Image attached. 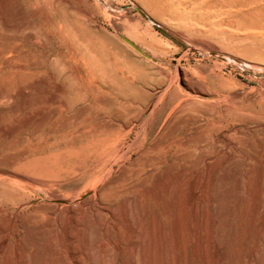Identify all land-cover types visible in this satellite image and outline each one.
Instances as JSON below:
<instances>
[{"label":"rangeland","instance_id":"1","mask_svg":"<svg viewBox=\"0 0 264 264\" xmlns=\"http://www.w3.org/2000/svg\"><path fill=\"white\" fill-rule=\"evenodd\" d=\"M69 1L77 6L71 9L74 13H70V16L72 18L77 16V21L84 25V27L80 26L81 30L86 32L89 28H86L87 23L83 18L81 7L93 9L99 0H89L87 3H82L80 0ZM111 1H113V6L115 3L117 10L129 11L127 15L116 18V22L126 23L128 28H131L138 24L136 19L141 20L150 26L156 47L167 52V55L162 52L158 53L154 48L136 41L124 29L116 28L107 13L98 12L96 15L98 24L117 34L122 41L129 42L134 47L132 48L136 52L135 56L147 60L153 59L152 56H154L155 60H160L161 63H159L167 70H174L182 57L188 55L191 59H186L185 65L196 66L197 69L193 70L196 75H203V67L209 66L230 80V83L225 85L228 89H225L231 99H239L242 105L247 103H253L257 107L264 105L262 103V98H264V0H212L216 5L214 8L218 10L225 8L220 6L223 1L230 4L229 7L233 9L242 6V12L235 17L240 25L238 22H236L237 25L230 22L224 24L223 28L204 25V21L199 18L196 10H192L196 4L204 0ZM51 8L55 11L54 18H57L58 8L54 4H51ZM60 10L64 11L65 7L61 6ZM238 26H241V35L232 30H237ZM168 31L172 32L176 38ZM255 32L259 36L252 34ZM75 41L78 42L75 34L68 38L61 36L55 29H46L44 11L33 6L27 7L24 0H9L0 6V168L18 171L30 178L33 177L34 180L38 179L49 184L42 185L43 188H41V184L28 180L13 181L9 180V176L6 178V174H0V177H3L0 180V264H65L62 258L63 252L60 250L65 244V229L63 225H60L58 235L57 227L51 216L52 214L55 217L58 211L53 204L55 201L73 206L74 212H77L76 214L82 219L89 218L88 212H85V206L77 200L80 201L83 196L82 192L91 185L85 184L82 187L83 190H70L67 187L85 178L84 175L74 173L73 170L76 166L86 164L84 156L88 152V144L92 146L91 137L83 135L74 137L78 133L76 126L82 122L89 121L93 125L104 127L101 123L103 122L102 112L97 109L93 111L91 96H106L110 94V91L106 87L96 91L88 79L81 81L78 78L80 74H87L88 67L80 58L81 56L76 54L75 49L78 47L83 49V47L81 45L77 47ZM101 42L107 51L114 49L111 39L103 37ZM198 42L213 44L216 46L217 53L233 54L260 66H242L233 60L215 55L213 50L202 48ZM57 78H59V83L69 82L68 87L70 86L72 90L70 91L77 92L82 98V101L71 109L59 108L50 99V94L60 91L55 86ZM79 81L80 84H78ZM215 84L221 86L222 82L216 79ZM88 105L93 106V109ZM171 107L173 104L170 109ZM168 112L167 109L162 110L160 118L166 116ZM244 123L242 119L238 125L242 126ZM163 124L162 130L154 137L155 141L153 140L155 146L160 145L155 147L151 144L152 148L146 149L143 152L145 156L142 154L139 158L138 163H141L138 167L144 169H138L141 171L138 173L136 167L131 169L128 175L120 174L121 176L114 177L115 172L119 171L122 165L120 162L115 164L107 176L109 182L111 177L114 179L111 178L105 196L108 199L121 197L128 183L134 180V185L137 184L135 185L137 187L132 193L133 206L131 207L134 213L132 215L134 220L142 216L139 221L145 223L142 224L146 226H142V232L146 233L148 241L146 248L144 246L146 254L155 253L157 255L155 260L157 263L159 261L158 264H201L199 258L192 257V240L195 234L193 206L197 201L194 193L195 183L174 174L173 177L170 171L167 178L168 173L167 175L165 173L176 162H180L174 146L175 141L187 137L186 140L190 141H188L189 148L186 153L190 155V159L197 161L201 160L208 151L203 148L207 138L203 137L205 135L200 129H193L192 123L180 115L170 117ZM263 134L260 131H253L237 135L239 139L237 137L235 139L240 146L235 151L231 150L232 156L229 161L223 163L224 167L222 164L218 171L222 174L221 171L224 169L223 172L226 173L238 160L237 163L241 162L239 167V172L242 174L241 264H264ZM158 154L161 155V160L157 157ZM162 159H165V162ZM148 163L153 164L148 165ZM226 164L229 166L228 170ZM153 165L160 166L159 170L162 174L167 170L164 173L165 177L161 175L163 185L168 184L166 180H171L170 185H166V188L163 186L165 189H156L159 191L156 193H154L155 190H149L151 186L153 187L152 181L154 180L150 179L151 182L150 180L148 182L147 179L146 184L149 185L146 186L145 175H140L143 170L145 174V171ZM218 172L212 174L213 184L220 183L222 180ZM215 173L218 175L216 176ZM140 178L144 181L141 182ZM136 179L138 182L135 183ZM232 183L233 178L223 186L228 189L231 188ZM141 184L145 186L141 187ZM162 190L163 192H160ZM228 200V208L233 210L232 198H230L231 202ZM54 208L56 210L53 211ZM17 214L20 215L15 218L17 221L13 222L11 217ZM47 227L48 229L53 228L52 231ZM153 228L157 230L154 231ZM250 232L253 237L247 240ZM57 235L60 237L58 238ZM4 237H7V242L2 246L1 242ZM181 238L186 246L185 251H187L185 263L182 262V251L179 246ZM150 240L156 243L150 246ZM227 254L230 257L228 252ZM85 261L88 264V256H85Z\"/></svg>","mask_w":264,"mask_h":264},{"label":"bare ground","instance_id":"2","mask_svg":"<svg viewBox=\"0 0 264 264\" xmlns=\"http://www.w3.org/2000/svg\"><path fill=\"white\" fill-rule=\"evenodd\" d=\"M8 1L0 0V6L6 4ZM80 1L87 3L89 0ZM24 2L27 7L33 6L44 11L46 29H55L61 36L68 38L73 34L76 35L78 42L75 41V44L77 47L80 45L83 47V49L76 48V54L81 56L80 58L88 67L87 74H78L80 76L78 78L81 81L82 79L83 81L84 79H88L96 91L105 87L110 91V94L106 96H91L94 106L93 111L98 110L102 112L101 119L103 122L101 123L104 127L101 128V126L93 125L89 121L82 122L76 126L78 133L74 137L77 138L82 135L91 137L90 142L92 146L88 144V152L84 156L86 164L76 166L73 170L74 173H80L85 178L67 187L70 190H80L85 184L91 185L90 188L85 187L87 189L82 192V198L80 201L77 200V202L85 206V212H88L89 218L84 215L88 219L79 217L76 214L77 212H74L73 206L70 207L69 204L66 205L67 203L64 204V202L62 203L58 200L53 203L57 207L56 209H58L57 212L55 211V217L51 214L53 217L52 221L55 222L54 225L58 230L56 233L59 235L60 225H63L65 229V244L60 249L63 252L62 258H64L65 264H86L85 256L89 257L88 264L159 263V261L157 263L155 260L157 256L155 253L146 254L145 245L148 241L146 240V233L142 232V226H145L142 224L145 223L139 221L142 216H138V220L137 218L133 219L132 214L134 213L131 207L133 206L132 193L133 189L137 187H135L137 184L134 185V180L128 183L127 188H124V192H122V189L123 195L121 194L119 198H110V200L106 198L105 192L114 177L121 176L120 174H129V171L136 167L137 170H134L138 173L140 171L138 169H144L143 167H138V164L141 163H138L140 156L153 144L155 141L154 137L162 130L163 123L175 115H180L190 121L193 129H200L205 135L202 136L207 138L203 148L208 151L206 150V154L203 155L201 160L197 161L190 159V155L186 153L189 148L188 141H190L186 140L187 137L179 138V140L175 141L174 146L176 147L175 150L180 162H176L168 172H166L167 170L165 171L166 173L164 172L166 175L168 173L167 178L170 171L172 175L192 180L195 183L194 193L197 201L193 206L195 234H193L192 240V257L194 259L199 258L201 264H241L242 174L239 172L241 162L237 163L238 160L231 166V169L226 164L227 170L229 168L228 172L225 169L226 173L223 172L224 169L221 171L222 174L218 171L221 169L223 163L225 164L229 161L232 156L231 150L235 151L240 146L235 139V137L239 139L237 135L242 134V132L248 133L253 131L264 133V105H260V107H257L253 103L242 105L239 99H231L226 91L228 88L225 86L230 83V80L209 66L203 67V75H196L193 71L197 69L196 66L185 65V60L191 59L188 55L182 57L179 65L175 66L174 70H167L164 65L160 64V60H155L154 56H152L153 59L151 60L135 56L134 47L129 42L122 41V39L118 38L117 34L98 24L96 19L98 12L104 11L107 13L116 28L124 29L136 41L154 48L158 53L162 52L164 55H167V52L156 47V41L150 31V26L144 24L141 20L136 19L138 24L131 28H128L126 23L116 22V18L127 15L129 11L117 10L115 3L113 6V1L111 0H99V2L95 3L93 9L81 7L83 18L87 23L86 28H89L86 32L81 30L82 27L80 26L84 27V25L77 21V16L74 18L70 16V13L73 12L71 9L73 7L77 8V6H74L69 0H24ZM213 2L212 0H204L196 4L192 9L196 10L197 15L200 16L199 18H202L204 25L218 28H223L224 24H229L230 22H234L235 24L238 22L240 25V22L235 17L238 13L242 12V6L233 9L229 7L230 4L223 1L220 6L225 8L218 10L214 8L216 5ZM51 4H54L59 10L57 18H54L55 11L52 10ZM61 6L65 7L64 11L60 10ZM240 28L241 26H238L237 30H232L234 33L241 35ZM168 33L176 38L172 32L168 31ZM252 34L259 36L256 32ZM225 35H228V33H225ZM103 37L111 39L114 44L113 50L107 51L103 47L101 42ZM198 43L206 50H213V53L219 57L233 60L242 66L254 65L233 54L224 55L217 53L216 46L213 44L207 42ZM254 66L260 65L256 64ZM216 79L222 82L221 86L215 84ZM58 80L59 78L55 80V86L60 91L57 90L59 93L55 91L50 94L51 101L55 102L59 108L64 107L66 109H71L82 101L77 92H74L76 94L71 92L70 86L68 87L69 82L59 83ZM83 83L85 84L86 82ZM78 84H80V81ZM262 99V103L264 104V98ZM172 104L173 107L170 109ZM93 106L89 107L93 109ZM87 109L89 108L87 107ZM166 109L169 112L166 116L160 118L162 110ZM242 119L245 123L240 126L238 123ZM144 154L143 156H145ZM159 154L157 157L161 160V155L159 156ZM162 160L164 161L165 159ZM119 162L122 164L119 168L120 170L115 172L114 177L110 176L112 179L110 178L109 182L107 176L112 171V167L117 163L119 164ZM151 164L148 163V165ZM159 168L160 166L153 165L145 171V174H143L144 170L140 174L145 175V184L147 179L148 182L150 179L154 180L152 181L153 187L149 186L153 188H149V190H155L154 193L159 192L156 189L163 188V186L165 187L171 183V180L165 179V182H168V184L164 182L166 185H163L162 178L166 175L160 173ZM0 171V174H6V178L9 176V180H19V182H21L20 180H28L35 184H41V186L49 185L44 181L34 180L33 177L30 178L18 171L2 168H0ZM214 172H218L222 177L220 183H214L216 187L219 184L217 188L211 182ZM161 175L164 176L162 177ZM1 178L3 177H0V180ZM232 178L233 183L231 188L225 189L223 185L229 183ZM136 181L137 179L135 183ZM142 181L144 180L141 179ZM139 186L138 188H141L145 185L141 184V187ZM143 191L141 192L143 193ZM160 192H163V190ZM230 198H232L234 203V206L230 204L233 206V210H229L230 208L227 205V200H230ZM53 211L51 212L53 213ZM88 214L86 213L85 215ZM139 214L141 213L139 212ZM19 215L11 217V220L15 222V218ZM51 225L54 226L53 224ZM251 233L247 240L252 239ZM56 241L59 242V240ZM6 242L7 237H4L1 245L3 246ZM153 242L151 241L148 244L151 246L156 243ZM179 246L182 251V262L185 263L187 251H185L186 246L183 239L180 240ZM227 252L230 257H228Z\"/></svg>","mask_w":264,"mask_h":264}]
</instances>
